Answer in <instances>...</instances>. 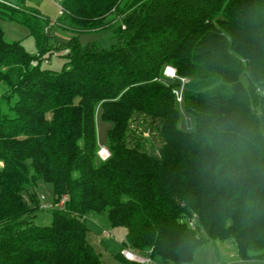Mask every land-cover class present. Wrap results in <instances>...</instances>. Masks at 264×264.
<instances>
[{
    "label": "trees",
    "instance_id": "1",
    "mask_svg": "<svg viewBox=\"0 0 264 264\" xmlns=\"http://www.w3.org/2000/svg\"><path fill=\"white\" fill-rule=\"evenodd\" d=\"M23 2L0 0V22L28 28L37 51L0 23V264H101L81 218L105 210L122 250L162 264L191 263L199 229L264 261V0H65L64 47ZM104 30L110 48L78 45ZM64 48L68 65L43 67ZM96 114L110 125L106 160Z\"/></svg>",
    "mask_w": 264,
    "mask_h": 264
},
{
    "label": "rangeland",
    "instance_id": "2",
    "mask_svg": "<svg viewBox=\"0 0 264 264\" xmlns=\"http://www.w3.org/2000/svg\"><path fill=\"white\" fill-rule=\"evenodd\" d=\"M16 3L19 0H1ZM26 8L36 11L46 21L50 22L51 36L57 41L66 46L74 35L59 29L55 23L59 19L61 6L65 0H23ZM17 4V3H16ZM15 7L18 6L14 5ZM14 7V8H15ZM18 17L19 14H16ZM1 27L7 41L20 42L24 48L32 55H36L35 41L30 30L25 26L17 23L1 21ZM78 45L84 50L91 46L101 48H110L116 43L109 30L101 32H83L76 35ZM54 40L51 39L49 45L52 48ZM62 47V48H63ZM69 54L66 48L60 52H49L46 54L43 61V67L54 71H60L69 63ZM244 79V78H243ZM246 82V79H244ZM97 144L100 149L99 156L102 160L109 157V152L106 150L107 129L110 125L104 123L95 115ZM181 127L184 131H193L195 129L193 118L184 110L181 109ZM35 193L41 198L42 203L49 208L55 205L54 188L50 183L40 181L35 189ZM28 198V195H25ZM41 213L38 215L37 223L48 225L51 222V213L47 211L40 219ZM88 229L86 239L91 244L95 251L101 256V264H122L117 256L122 250L125 241V229L121 226L114 227L109 219L108 210L101 213H90L81 218ZM202 237L205 242L196 249L194 257L189 264H264V261L252 260L241 261L235 247L230 241L213 243L204 232ZM110 236V237H109ZM146 260H151V264H162L160 260L152 259L148 254L140 255Z\"/></svg>",
    "mask_w": 264,
    "mask_h": 264
},
{
    "label": "built area",
    "instance_id": "3",
    "mask_svg": "<svg viewBox=\"0 0 264 264\" xmlns=\"http://www.w3.org/2000/svg\"><path fill=\"white\" fill-rule=\"evenodd\" d=\"M64 12L63 8L61 7L60 15ZM165 76L170 78V79H175L176 78V72L173 68L167 67L165 70ZM184 82V80H182ZM177 95V100L180 103L182 101L181 99V93H176ZM110 237V236H109ZM121 255L129 262H134L138 264H151V260H146L142 258L140 255H137L133 253L130 250L123 249L121 251Z\"/></svg>",
    "mask_w": 264,
    "mask_h": 264
}]
</instances>
